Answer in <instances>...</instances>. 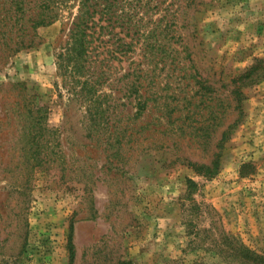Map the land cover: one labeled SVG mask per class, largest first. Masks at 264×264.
I'll list each match as a JSON object with an SVG mask.
<instances>
[{
  "label": "rangeland",
  "instance_id": "obj_1",
  "mask_svg": "<svg viewBox=\"0 0 264 264\" xmlns=\"http://www.w3.org/2000/svg\"><path fill=\"white\" fill-rule=\"evenodd\" d=\"M172 2L175 61L153 65L139 45L112 60L99 87L111 107L94 124L60 55L72 12L10 55L29 12L0 0V264H246L233 239L264 253V0ZM134 68L157 73L141 119L124 95ZM236 89L242 116L220 141ZM218 155L214 176L188 164Z\"/></svg>",
  "mask_w": 264,
  "mask_h": 264
},
{
  "label": "trees",
  "instance_id": "obj_2",
  "mask_svg": "<svg viewBox=\"0 0 264 264\" xmlns=\"http://www.w3.org/2000/svg\"><path fill=\"white\" fill-rule=\"evenodd\" d=\"M10 2L16 12L19 11L23 15L29 12L28 24H30L24 28L26 32L18 33L16 38L10 37L13 40V43L9 41L7 43L11 49L10 55L35 42L36 34H31V28L35 30L41 25L53 23L61 17L65 10L72 12L69 39L65 50L60 55L64 60H67L65 62L68 65L72 64L75 80L80 83L77 93L85 98L87 111L93 118L94 124L102 123L100 118L103 117L105 120L107 118L105 112L111 107V104L103 105L101 96L105 97L107 93L102 95L99 87L111 75L112 60H121V57L131 56L139 45L137 54L141 53L144 58L149 60V63L157 65L164 62L166 64L169 58L171 62L175 61L174 57L171 58L174 51L173 44L183 41V35L178 32L179 18L175 14H169L172 0H10ZM148 10L162 15L158 19H146L145 12ZM101 47L103 49L99 51ZM104 52L109 55L102 56ZM97 63L100 70H97ZM60 65H64V63H60ZM83 74H86L84 80L80 78ZM131 74L136 76V80L130 79ZM156 75L154 69L144 70L142 68H134L133 71L122 75V77L128 78L125 82L127 90L124 91V95L131 94L133 96V99L128 101L132 108H136L132 112L133 116L140 118L148 114L149 100L152 99V94L155 92L151 89L153 86L151 81L155 82ZM243 76L247 77V73ZM147 79L150 81L145 85L142 80ZM120 91H122L121 88ZM233 93L238 103L234 109L238 110L239 116L222 132L220 141L228 137L231 127L237 124L242 116L243 93L240 89L233 90ZM126 105L124 104V106ZM120 113L121 111L118 112V114ZM129 115L127 114V117ZM98 117L99 119H97ZM151 122V120L142 122L140 129L146 126L150 127ZM158 123L157 125H160V122ZM127 125L128 123L125 124V127ZM99 139L98 136L93 137V140L98 141ZM218 161L219 155L210 164L198 165L193 161H188V164L195 167L200 173L214 176L220 169ZM72 238L73 233L69 237L73 257ZM233 240L232 248L235 251L234 261L236 263L264 264V253L258 252L241 240ZM122 263L133 264L131 260H124Z\"/></svg>",
  "mask_w": 264,
  "mask_h": 264
}]
</instances>
